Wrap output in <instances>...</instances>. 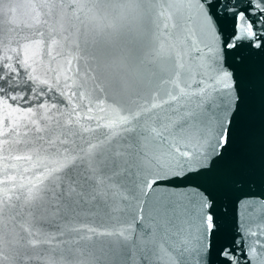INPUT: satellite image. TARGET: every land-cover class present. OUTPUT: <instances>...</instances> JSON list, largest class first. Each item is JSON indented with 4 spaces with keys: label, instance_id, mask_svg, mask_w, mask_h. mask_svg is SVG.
Masks as SVG:
<instances>
[{
    "label": "water",
    "instance_id": "obj_1",
    "mask_svg": "<svg viewBox=\"0 0 264 264\" xmlns=\"http://www.w3.org/2000/svg\"><path fill=\"white\" fill-rule=\"evenodd\" d=\"M0 264H264V0H0Z\"/></svg>",
    "mask_w": 264,
    "mask_h": 264
},
{
    "label": "snow or ice",
    "instance_id": "obj_2",
    "mask_svg": "<svg viewBox=\"0 0 264 264\" xmlns=\"http://www.w3.org/2000/svg\"><path fill=\"white\" fill-rule=\"evenodd\" d=\"M249 28H250V25H249ZM249 34H251L250 32H249ZM222 139L226 142L227 141V137L226 136H222Z\"/></svg>",
    "mask_w": 264,
    "mask_h": 264
}]
</instances>
